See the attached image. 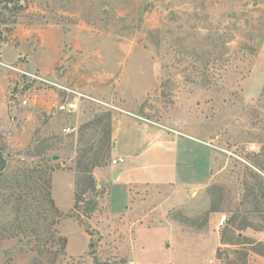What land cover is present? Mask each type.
<instances>
[{
	"label": "rangeland",
	"instance_id": "1",
	"mask_svg": "<svg viewBox=\"0 0 264 264\" xmlns=\"http://www.w3.org/2000/svg\"><path fill=\"white\" fill-rule=\"evenodd\" d=\"M16 1L0 0V264H264V0ZM123 111L211 156L165 220L120 216L105 172Z\"/></svg>",
	"mask_w": 264,
	"mask_h": 264
},
{
	"label": "crops",
	"instance_id": "2",
	"mask_svg": "<svg viewBox=\"0 0 264 264\" xmlns=\"http://www.w3.org/2000/svg\"><path fill=\"white\" fill-rule=\"evenodd\" d=\"M191 140L203 144L201 139L170 128L165 123L144 122V119L134 112L125 111L120 115L113 130L112 150L114 158H125L122 163L127 162V165L121 167L119 164L122 163L113 164L107 167L105 172L107 182L112 179L113 183L126 186L130 204L127 211L120 216L139 219L140 213L143 212L142 215L146 219L165 220L172 209L182 204L180 200L186 197L185 193L190 188L204 184L209 178L206 172L212 164L211 156L208 158L207 154L202 152L205 151L201 149L202 144L197 145ZM120 142L126 145V157L122 155L115 157V149ZM181 155L183 164H187L189 172L187 174L180 168ZM201 164H207L204 170ZM59 171L63 170L55 171L53 178ZM63 172L70 175L66 184L69 186V199H57L53 185L52 191L57 208L67 212L75 207V174L73 171ZM193 173L198 175L190 177ZM153 199L157 201L151 204ZM170 229L172 235L176 239L180 238V241L183 239H187V242L190 240L191 243L200 241L193 236V239H189V235L186 236L177 229Z\"/></svg>",
	"mask_w": 264,
	"mask_h": 264
},
{
	"label": "built area",
	"instance_id": "3",
	"mask_svg": "<svg viewBox=\"0 0 264 264\" xmlns=\"http://www.w3.org/2000/svg\"><path fill=\"white\" fill-rule=\"evenodd\" d=\"M65 89L68 90V91H70V92H72V93H74L75 95L80 96V97L81 96L88 97V96H85L84 94H81L80 92H77L76 90L67 89V88H65ZM88 98H91V97H88ZM77 109H78V104H77L76 101H74V102H68V101H66V102H64V103H62V104L59 105V110L62 111V112H64V111H66V112H74ZM73 130H74V128L66 127V128L63 129V132H71ZM251 149H255V146H251ZM124 161H125V158H123V157H117V158H113L112 159V164L117 165V164L122 163ZM226 219H227V216L224 215L222 217L221 221H220V224H224L225 221H226Z\"/></svg>",
	"mask_w": 264,
	"mask_h": 264
},
{
	"label": "trees",
	"instance_id": "4",
	"mask_svg": "<svg viewBox=\"0 0 264 264\" xmlns=\"http://www.w3.org/2000/svg\"><path fill=\"white\" fill-rule=\"evenodd\" d=\"M15 6L17 7V11L19 10V9H22L23 8V5L22 4H20V0H17L16 1V4H15ZM93 166L92 167H86V168H84V169H81L80 171H83V172H86L89 176V179H90V181L92 182V183H94V177H93V171H92V168L93 167H95V166H97V165H99V164H92ZM76 185H77V181H76ZM76 206H77V200H76V202H75V208H76Z\"/></svg>",
	"mask_w": 264,
	"mask_h": 264
}]
</instances>
